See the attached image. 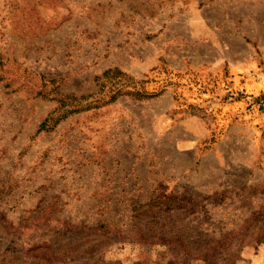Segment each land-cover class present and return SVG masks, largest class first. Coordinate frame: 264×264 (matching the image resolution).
I'll return each instance as SVG.
<instances>
[{"label": "rangeland", "instance_id": "rangeland-1", "mask_svg": "<svg viewBox=\"0 0 264 264\" xmlns=\"http://www.w3.org/2000/svg\"><path fill=\"white\" fill-rule=\"evenodd\" d=\"M263 93L264 0H0L13 264H264Z\"/></svg>", "mask_w": 264, "mask_h": 264}, {"label": "trees", "instance_id": "trees-1", "mask_svg": "<svg viewBox=\"0 0 264 264\" xmlns=\"http://www.w3.org/2000/svg\"><path fill=\"white\" fill-rule=\"evenodd\" d=\"M112 72L111 69L106 70L103 73V77H108L109 74ZM135 93V92H133ZM37 94L39 96L42 97H49V98H55L58 101V105L56 106L55 110L51 111L47 117H45V119L42 121L41 125H40V130H51L52 128H54L59 122H61L64 118L68 117L70 114L78 111L79 109H81L82 106V102H81V98H83V96H78L75 93H63L57 89L51 90L50 92H45L44 90H39L37 92ZM138 95V97L142 96V95H146L145 93H141V92H137L136 93ZM116 96H114L115 98ZM113 98V97H112ZM260 99H263L264 101V93L261 94L259 96ZM1 191V190H0ZM7 237H9V235L7 234V232H2L0 234V240L3 242V244H8V247L6 248V250L4 251V258L2 259V263L3 264H13L15 261V256L13 254V249H12V242L13 239L9 240ZM18 259L20 260H36L35 262L37 264H43L40 263V261L44 260L43 256H29V255H21L18 257ZM38 261V262H37Z\"/></svg>", "mask_w": 264, "mask_h": 264}]
</instances>
